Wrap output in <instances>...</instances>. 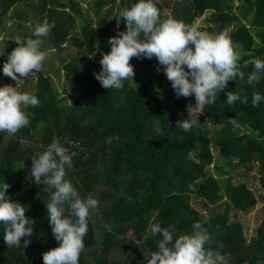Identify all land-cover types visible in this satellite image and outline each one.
Wrapping results in <instances>:
<instances>
[{"label":"trees","instance_id":"trees-1","mask_svg":"<svg viewBox=\"0 0 264 264\" xmlns=\"http://www.w3.org/2000/svg\"><path fill=\"white\" fill-rule=\"evenodd\" d=\"M170 1L166 13L164 5ZM231 2L155 0L161 18L171 13L190 25L209 11L210 24L200 29L227 32L240 53L238 68L244 80H228L214 104L195 115L190 111L195 106L194 95L177 97L155 56L131 57L134 82L126 81L120 89L103 88L93 75L101 67V53L110 50L107 40L117 27L113 15L120 12L115 7H128L131 0H92L94 19L80 0H0V31L9 9L26 5L37 21L45 18L55 23L47 35L53 47L59 51L67 43L75 52L62 61L63 92L39 70L33 92L40 104L26 110L28 126L14 135L0 132L5 138L0 142V179L10 185L8 197L25 205V215L35 221L26 247L8 248L0 235V264H44L42 252L58 243L46 214L48 193L29 175L31 157L54 137L73 154L66 177L81 196L91 193L98 200L79 264H147L160 238L151 234L152 223L185 232L196 220L209 232L206 247L220 251L232 264L264 262V203L255 233L246 239L242 224L233 216L236 211H247L257 199L232 175L236 167L248 168L254 162L264 175V100L255 107L251 104L253 90L264 95V72L253 84L247 83L253 72L250 61L264 59V0H238L236 8L242 9L244 22L239 21ZM231 23L234 26L227 31ZM247 24L259 28L254 31L261 44H255ZM119 28L125 30L122 17ZM229 90L248 95L249 102L237 100L228 105ZM196 116L200 123L190 131L178 126L180 119ZM211 143L226 164L225 169L213 165L214 173L208 170L213 160ZM192 197L207 214L191 205Z\"/></svg>","mask_w":264,"mask_h":264},{"label":"clouds","instance_id":"clouds-1","mask_svg":"<svg viewBox=\"0 0 264 264\" xmlns=\"http://www.w3.org/2000/svg\"><path fill=\"white\" fill-rule=\"evenodd\" d=\"M113 16L117 27L115 34L107 40L110 50L101 53V67L93 73L105 89H120L126 81L134 82V69L129 61L131 57L141 56H155L175 95H194L198 113L206 105L214 104L228 80H244V73L238 68L240 53L235 50L227 32L201 30L198 25L185 23L171 13L161 18L155 0H131L128 7ZM121 17L125 30L119 28ZM54 27L55 23L47 20L31 22L29 35L13 39L16 46L7 53L0 71L15 82L18 77L39 71L46 59V52L41 49L42 37ZM3 54L2 48L0 55ZM250 62L253 72L247 77L249 85L264 72V59L253 58ZM237 100L247 104L249 97L232 90L226 92L228 105ZM262 100L264 95L253 90L252 106H258ZM39 104L34 92L21 91L12 85L0 86V132L14 135L20 128L28 126L26 110ZM199 123L196 116L180 119L178 126L188 132ZM229 123L235 124V120L230 119ZM42 148L31 157L29 175L33 183L45 186L44 191L49 196L44 202L48 223L58 242L42 252V260L44 264H79L89 218L98 200L91 193L81 196L66 177L65 169L72 166L73 154L59 138L54 137ZM9 187L4 178L0 179V235L8 248H22L29 243L35 221L25 215V205L8 197L6 189ZM151 234H159L160 238L158 250L147 256V264H225V256L220 251L206 247L210 235L199 220L185 232L171 225L162 227L159 222L152 223ZM257 264L264 262L258 261Z\"/></svg>","mask_w":264,"mask_h":264},{"label":"rangeland","instance_id":"rangeland-1","mask_svg":"<svg viewBox=\"0 0 264 264\" xmlns=\"http://www.w3.org/2000/svg\"><path fill=\"white\" fill-rule=\"evenodd\" d=\"M36 2V0H34ZM162 2V0H158ZM232 10L237 15L239 21L244 22V18L240 12V9H237L236 6L239 4L238 0H232ZM81 6L83 8L87 9L88 14L94 19L93 10L90 8L92 5V0H80ZM171 1L169 2V5H164V11L168 13L170 11ZM16 10L14 13H12L13 10ZM242 10V9H241ZM114 11L118 12L120 11V7L116 6ZM23 12H26L28 16L23 15ZM209 14V11L203 12L201 15L197 16L192 24L198 25V26H205L209 25L210 22H207V16ZM33 20H36L34 17V13L30 11V8L26 7V5H20L14 8H10L8 13L6 14L5 18V27L0 31V49L3 48L4 54L0 55V65L6 60L7 53L11 51L13 47L16 46V42L13 40L17 36L24 37L26 36L24 32H30V25ZM45 18H42L40 21H44ZM78 22V21H76ZM249 27V30L252 32V35L254 37L255 44H261V38L260 36L255 32L258 30V27H254L251 24H247ZM234 26V23H231L226 27V30L229 31ZM78 26L74 30H77ZM255 30V31H254ZM47 36L42 37V44L41 48L46 52V59L42 63V67L40 69V72L44 74H48L53 83V87L57 89L59 92H63V89L66 88V85L64 83L63 79V70H62V61H65L70 58L71 55H74L75 52L73 49H71L70 46H68L67 43L63 44V47L61 50H57L55 47L51 45L49 41H47ZM235 50L238 49L234 46ZM92 58V57H90ZM62 59V60H60ZM38 71H33L29 73L25 77H18L17 81L15 82L11 77L3 74L2 71H0V86L3 85H12L16 86L18 90L21 91H28L33 92L35 90V79ZM165 74V73H164ZM166 76V75H165ZM16 83V84H15ZM64 95L66 94L63 93ZM190 111L198 115L201 112L198 113V109L196 106L192 107ZM242 129V128H241ZM213 131V128H210L211 133ZM242 132L249 133L248 130H241ZM4 135L0 133V142L3 143L4 141ZM210 150L213 155V160L208 166V170L212 173H214V167L213 165L221 166L223 169L226 168V164L224 160H222L218 156V152L216 147L213 145V143L210 144ZM232 175L234 177L235 181L243 182L245 183L254 193L256 197V202L254 205L249 208L247 211H236L234 213V218L238 220L243 227V233L246 237V239H249L250 236L254 235L255 228L258 226L260 219H261V206L264 203V175L261 174L258 171L257 163L254 162L250 165V167L245 168L243 166H238L232 171ZM225 196L223 197V200H225ZM190 203L193 207H195L198 211H201L204 214H207L203 206L195 200L193 197L190 199ZM207 216V215H206ZM98 228V227H97ZM102 226L98 230H102ZM225 264H232V261L230 258H225Z\"/></svg>","mask_w":264,"mask_h":264}]
</instances>
